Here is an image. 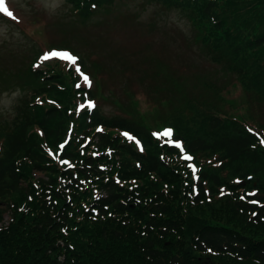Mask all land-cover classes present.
<instances>
[{
    "label": "trees",
    "instance_id": "trees-1",
    "mask_svg": "<svg viewBox=\"0 0 264 264\" xmlns=\"http://www.w3.org/2000/svg\"><path fill=\"white\" fill-rule=\"evenodd\" d=\"M66 1L90 18L129 0ZM154 1L189 18L229 78L223 89L206 83L224 110L191 102L224 134L183 137L176 119L194 172L147 125L88 109L73 69L30 65V90L0 127V224L3 207L12 214L0 264H264V0ZM229 88L241 89L239 105Z\"/></svg>",
    "mask_w": 264,
    "mask_h": 264
},
{
    "label": "rangeland",
    "instance_id": "rangeland-1",
    "mask_svg": "<svg viewBox=\"0 0 264 264\" xmlns=\"http://www.w3.org/2000/svg\"><path fill=\"white\" fill-rule=\"evenodd\" d=\"M6 3L17 19L0 14L2 129L12 126L18 103L30 90L29 66L35 63L33 69L45 70L59 61L65 72L69 66L82 67L91 82L86 84L81 77L82 86L90 90L104 116L138 120L160 136L171 133L170 128L175 133L188 129L181 136L200 135L206 140L224 134L210 132L205 117L195 116L198 105L191 102L213 104L220 110L221 102L206 83L223 89L230 80L222 68L211 63L204 46L196 41L194 24L181 11L154 0H129L85 18L76 16L66 0ZM53 50L75 55L77 64L59 57L41 59ZM257 79L264 80V74ZM240 94V88H229L223 95L229 103L239 105ZM171 115L176 129L169 121ZM176 119L185 128L179 129ZM260 125L264 130V117ZM3 208L6 212L0 227L12 218L10 209Z\"/></svg>",
    "mask_w": 264,
    "mask_h": 264
},
{
    "label": "snow or ice",
    "instance_id": "snow-or-ice-1",
    "mask_svg": "<svg viewBox=\"0 0 264 264\" xmlns=\"http://www.w3.org/2000/svg\"><path fill=\"white\" fill-rule=\"evenodd\" d=\"M0 14H5L7 15L8 17L12 18V19H17L13 12L9 10L8 6H7V3H6V0H0ZM50 57H59L61 59H65V60H68V61H71L72 64L76 65L77 64V61H78V57H76L75 55L67 52V51H56V50H53L51 53H46L41 59L42 60H48ZM76 71L77 72H81V69L80 67L77 65L76 67ZM81 75L83 77V80L86 84H89L90 85V79L87 75L83 74L81 72ZM87 108L88 109H93L96 107L95 103L94 102H88L87 103ZM81 107H84L83 105ZM97 131H102V129H97ZM125 136L128 137V139H132L131 136H128L127 133H124ZM166 136H170L171 133L170 132H167L165 133ZM170 143H174L175 147L177 148H181V145L179 143H176L174 141H169ZM262 144H264V140L261 141ZM61 147H63V145H61ZM95 155V154H94ZM185 160H191V157L190 156H185L184 157ZM64 163H67V161H65ZM69 167H71V165L69 164L68 165ZM119 182V181H117ZM253 203H256V201H252Z\"/></svg>",
    "mask_w": 264,
    "mask_h": 264
},
{
    "label": "water",
    "instance_id": "water-1",
    "mask_svg": "<svg viewBox=\"0 0 264 264\" xmlns=\"http://www.w3.org/2000/svg\"><path fill=\"white\" fill-rule=\"evenodd\" d=\"M208 264V263H207Z\"/></svg>",
    "mask_w": 264,
    "mask_h": 264
}]
</instances>
